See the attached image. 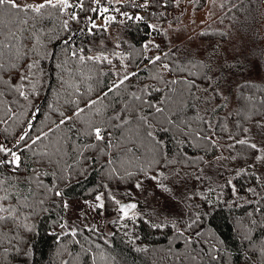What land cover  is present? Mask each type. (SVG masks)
Instances as JSON below:
<instances>
[{
  "label": "snow or ice",
  "instance_id": "1",
  "mask_svg": "<svg viewBox=\"0 0 264 264\" xmlns=\"http://www.w3.org/2000/svg\"><path fill=\"white\" fill-rule=\"evenodd\" d=\"M167 3L168 0H164L165 7ZM125 5L144 9L150 6V0H144L143 4L135 0H0V25L12 24L15 27V31L9 30L5 39H0V126H3L0 127V245L7 239L9 245L25 257L29 255V244L23 242L24 235L9 236V233H32L33 226L28 221L36 214L35 205L43 206L45 203L43 198L29 202L28 197H43L51 193L53 197H61L63 207L68 208L59 183L48 186L41 176L51 175L55 181L67 183L63 173L67 170L71 174L75 169L79 175L80 170L75 168V164L81 160L98 163L97 156L104 158L103 167L109 183L98 186L107 191H98L94 207L103 209L107 199L117 206L121 219L129 217L130 213L133 218L137 215L134 210L139 201L133 202V189L145 193V181H151L162 194H169L168 199L177 205L194 197L202 198L204 204H209L210 197L205 195L203 188L197 191V186L213 182L209 172L214 165L219 166L216 170L218 174L228 162H243L244 167L233 169L234 177L252 172L257 164L264 168V86L245 80L235 85L237 91H231L229 81L232 66L227 64L226 57L221 58L219 46L213 48L211 54L203 56L191 51L176 56V49L163 51L159 44L149 41L141 47L144 52L155 49L159 53L148 55L145 59L155 70L152 79L162 87L141 82L135 86V91H128L127 82L138 78L139 73L128 71L125 64L123 74L117 72V78L110 85L100 88L95 98L90 95L94 91L92 84H88L84 92L81 91V86L91 76L85 75L75 65L69 68L68 61L64 60L59 65L61 87L68 85L72 89V94L77 98L69 103L75 107L69 109L71 115L60 112L58 121H52L46 127H37L40 123L38 116L42 113L33 102V97L39 95L38 85L42 86V81L36 78L41 71L40 60L56 59L54 47L50 51L48 44L43 42L47 40L50 44L53 36L45 34L38 25L56 16L61 20V31L71 33L72 22L86 21L85 28L77 31L92 34L97 29L107 30L118 15L125 20L145 21L144 15H132L122 10ZM82 13L85 14L84 21L81 20ZM97 19L102 23H97ZM148 27L158 30L156 25ZM0 36H4L3 31H0ZM72 41V35L61 39L66 54L79 61L80 65H86L88 61L94 65H112L113 61L108 55L103 52L86 55L85 49L74 48ZM29 42H32L31 47H28ZM6 48L13 54L7 61L4 60ZM30 52L36 55V59L29 57ZM113 55L121 56L119 52ZM258 56L264 58V49L260 50ZM93 70L98 69H89V72ZM65 72L69 80L64 79ZM94 83L98 85L99 81ZM110 95L113 97L111 100ZM21 98L24 103L20 102ZM48 119L50 117H45V120ZM225 152L228 154L224 155ZM28 153H31V157H28ZM209 154L211 158L206 159ZM29 158L40 168L26 165L25 160ZM68 158L75 163H67ZM47 165L56 168L59 174L42 172L41 169ZM252 174L256 180H264V175ZM112 180L117 183L126 181L130 185H126L123 193L129 202L117 199L110 188ZM190 181L194 182L191 187ZM33 183L39 193L33 191ZM17 185H22L27 194L23 190L12 191ZM224 185L236 191L233 181L226 177ZM257 187L264 191V184ZM207 191L211 193L215 189L208 186ZM248 191L254 197L260 195L255 187ZM252 202L248 201L249 204ZM22 209L27 210V215L23 214ZM256 213H260V218H253ZM187 215L190 222L185 223L182 215L173 216L160 211L151 227L174 229L185 244L191 245L198 242L193 237H199L201 232L194 230L185 236V229H194L202 217L199 211L195 213V218H191V213ZM246 216L248 227L244 229L242 239L253 245L254 238L248 232L251 226L264 221V206L253 208ZM66 227L65 224L60 225L61 232L57 237L77 236L78 229L71 227L65 231ZM75 242L80 243L78 240ZM219 243L222 245L224 241L220 240ZM136 250L145 251L142 248ZM3 251L7 252L8 248ZM219 251L212 243L209 262L222 259L218 255H211V252ZM84 252L92 264H96L97 257L92 254V249L86 248ZM259 252L262 259L258 264H264V242L260 244ZM252 256H256L255 251ZM100 258L104 259L103 253ZM190 259L195 261L197 257L191 256ZM62 264L73 262L63 260ZM246 264H251V258Z\"/></svg>",
  "mask_w": 264,
  "mask_h": 264
},
{
  "label": "trees",
  "instance_id": "2",
  "mask_svg": "<svg viewBox=\"0 0 264 264\" xmlns=\"http://www.w3.org/2000/svg\"><path fill=\"white\" fill-rule=\"evenodd\" d=\"M207 1L168 0L165 7L164 0H150L148 8H150V16L152 15L155 22H159L160 19H156V14L161 13V16L170 15L181 11L183 8L186 10L192 4H194L195 8L201 10L205 5L207 6ZM135 2L143 4L144 0H135ZM237 2L238 6L235 5ZM215 3L220 16V27L222 26L225 29L218 30L217 37L226 42V44L229 41V45L241 40L249 43L251 48L254 49L260 68L263 70V77L256 81L247 79L248 70L252 65L251 59L242 55H226L220 49L213 35L205 40L211 49L208 54L212 53L213 48L219 46L221 58L226 57L227 64L232 66L231 79L229 81L231 91L237 90L235 88L237 81L238 83H243L248 80L264 86V58L258 56V53L264 47L262 42L264 38V15L261 13L264 0H216ZM123 9L133 15L134 9L137 8L125 5ZM76 11L79 10L77 9ZM87 14L94 15L91 13ZM84 15L83 13L81 14L82 21H84ZM63 18H66V16ZM85 25L86 21L82 23L72 22V32H63L60 28L61 20L56 16L47 18L38 25V27L44 29L45 34L53 36L50 44L47 40L43 42L48 44L50 51L54 47L56 52V59L42 58L40 60L39 67L41 71L37 73L36 78L42 81V86L38 85L39 95L33 97V102L40 107L42 113L38 116L40 121L37 124L38 128L51 125L52 121H58L60 112H66L71 115L69 109L75 107V105L69 103V101L77 98L72 94V89L68 85L61 87L59 65L64 60L68 61L69 68L75 65L85 75L91 76V79L81 86V91L84 92L87 85L92 84L94 89L90 93L92 98H95V94L100 88L110 85L117 78V72L123 74V65L125 64L128 66V71H137L139 73L138 78H133L130 82H127L128 91H135V86L140 85L141 82L152 84L154 87H162V85L157 84L152 79L155 70L145 59L148 55L159 53L155 49L144 52L141 47L149 41H154L152 38L154 33L160 32L162 34V29L158 25H156L157 31L148 27V25H155L150 24L149 17H145V21L140 22L126 20L123 27L120 28V33L114 35L115 40L113 37L111 38L108 30L97 29L92 34H88L86 31H77V29H84ZM9 30L15 31V27L12 24L0 25V31L4 33V36H0V39H5ZM222 33L224 35H221ZM68 35L73 36L72 46L74 48L83 47L86 55H98L103 52L104 55H108L112 59V65L107 63L94 65L91 61H88L86 65H80L79 61L72 58L70 54H66L61 43V39ZM5 43H7L6 40ZM31 43H28V47H31ZM167 43H169L168 39ZM233 48L235 49V47ZM176 50V54L180 52L179 47ZM39 51L42 56V48ZM114 52H119L121 56H114ZM12 55L7 48L4 50L5 61L9 60ZM183 55L185 54L182 53L181 56ZM29 57L36 59V55L31 52ZM89 69L98 70L89 72ZM21 70L23 71V69ZM225 74L228 75L227 72ZM64 79L69 80L67 72L64 74ZM95 81H99V84L94 83ZM76 83L79 84L80 81L77 80ZM226 94H230V92ZM120 95H123V93H120ZM112 98L110 95L109 100ZM20 102L24 103L22 98ZM105 103H108V101H105ZM50 105L52 107H49ZM80 106L83 107V103ZM224 111H227V109ZM45 117H50V119L45 120ZM77 126L79 127L80 125L78 124ZM172 146L174 145H170V147ZM192 151L195 150L193 149ZM200 154L202 153H197V155ZM227 154V152L224 153V155ZM85 155H87V152H85ZM28 157H31V153H28ZM209 158H211V154L206 157V159ZM97 159L99 160L98 163L91 161L85 163L81 160L79 164H75V168L80 170L79 175L76 174L75 169L71 174L66 170L63 175L67 183L55 181L51 175H42L41 179L48 186H51V183H59L60 190L64 192V201H82L94 198L98 191H107L98 186L109 183L106 178V169L103 167L104 158L97 156ZM67 163L74 164L75 162L68 158ZM248 163L251 164V160ZM25 164L31 166V168H40V165L30 158L25 160ZM244 166L241 161L228 162L218 174L216 170L219 166H213L209 175H212L213 181H219L216 186L217 190L215 189L214 192L209 193L207 187L211 186V184L201 185L203 189L205 185L207 186L204 193L210 197L211 203L209 204H204L202 198L194 197L191 201L177 205L168 199L169 194H162L155 189V185L151 181H145L147 189L145 193L133 189L134 201H139L137 207L139 214L135 218L130 213L129 217L121 219L117 206L106 199L103 209L96 208L101 217L100 221L98 223H89L90 226L86 225L87 215H83L79 219L72 218L68 213V208L63 207L61 197H53L51 193L43 197L29 196V202H33L37 198H43L45 201L43 206L35 205L36 214L28 221L33 226V232L27 234L9 233V236L24 235L23 242L29 244V255L27 257L21 255L15 247L9 245L6 239L0 245V264H62L63 260H71L73 264H92L90 257L84 252L86 248L92 249V254L97 257L96 264H246L249 258H251V264H258V261L262 259L259 246L264 242V221L251 226V231L248 232V235L254 238L253 245H249L248 241L242 239V236L244 235V229L248 227L246 213L252 212L255 207L264 206V199H261V197H264V191L257 187L260 184H264V180H256L252 174L254 172L255 176H262L264 175V168L257 164L252 172L240 177H234L233 169ZM41 171L57 172L59 174L58 170L51 165H47ZM225 177L233 181L236 191H232L231 186L224 185ZM126 185V181L117 183L116 180H112L110 184V188L116 194L117 199H123L125 203L129 202L128 198L123 195L126 191ZM32 187L34 192L39 193L35 183H33ZM189 187L191 186L189 185ZM252 187L257 189V192L260 193L259 196L254 197V194L248 191ZM17 190H23L27 194V190L22 185H17L16 188L12 189V191ZM154 195L158 198L157 202L153 200ZM249 200L253 202L249 204ZM257 201H259V204H257ZM187 209L192 214L191 218H195L197 211L201 213L202 218L194 229H185V236L194 230H199L201 235L193 237V240L198 242L187 245L183 238H179L176 235L174 229L163 228L158 230L151 227V224L156 222L154 217L160 211L171 213L173 216L182 215L185 223L190 222L189 217H185ZM22 212L27 215L26 209H22ZM112 217L114 218L110 219ZM253 218H260V213H256ZM64 221L72 223L73 227L78 229L77 236L60 235L57 237V234L61 232L60 225ZM106 222L112 232L106 233L104 231ZM93 228L95 229L94 231L90 230ZM65 231H68V229L65 228ZM77 240L80 242L79 244L75 242ZM220 240L224 241L222 245L219 243ZM212 243H215L217 248L220 249L219 252H211V255L222 257L219 261L209 262L208 255ZM13 244H16V242L13 241ZM4 248H8V251H3ZM137 248L145 249V251H137ZM253 251L256 252V256H252ZM101 253H103L104 259L100 258ZM191 256H196L197 259L193 261L190 259Z\"/></svg>",
  "mask_w": 264,
  "mask_h": 264
},
{
  "label": "rangeland",
  "instance_id": "3",
  "mask_svg": "<svg viewBox=\"0 0 264 264\" xmlns=\"http://www.w3.org/2000/svg\"><path fill=\"white\" fill-rule=\"evenodd\" d=\"M216 0H208L207 6L201 10H198L194 7V4L189 6L186 10L183 8L181 11H178L177 13H172L170 15H162L161 13L156 14V19L160 21L155 22L154 18H152V15L150 16V8H137L134 9L133 15L138 14L137 11L141 12V15H145V17H149L150 24H155L161 27L162 34L160 32H156L152 35V38L154 41L160 45L161 49L163 51H169V49H177L180 48V52L176 54L182 55L187 54L189 51L192 53H199L201 56L208 54L211 49L208 45V42L205 41L210 36H215V40L220 46V49L229 56H237L242 55L249 57L252 61L251 68L248 70L247 73V79H253L254 81L260 80L263 77V70L260 68V63L258 59L256 58V54L254 52V49L251 48L249 43H245L244 40H241L240 42H235L232 45H229V41L226 44V42H223L218 35V30L222 29V26L220 27V16L216 9ZM238 6V2L235 4ZM124 10V9H122ZM125 11V10H124ZM129 12V11H128ZM261 13L264 15V3L263 7H261ZM123 21V22H121ZM126 22L124 17L117 16V20L113 23H111L107 30L111 34V38L115 40L114 35L116 33H120V28L123 27V24ZM97 23H102L101 20L97 19ZM227 32H229L227 30ZM201 33H204V35H201ZM232 35V33H231ZM168 42L167 43V39ZM263 44H264V38H263ZM168 44V45H167ZM235 47V49L233 48ZM264 49V47H263ZM180 55V56H181ZM238 83V81L235 83V85ZM237 91V90H236ZM219 181H213L211 183V187L216 189V186L218 185ZM194 182L190 181L189 185L192 186ZM206 185L204 186V191L206 190ZM201 190L203 186L198 185L197 189ZM198 190V191H200ZM217 190V189H216ZM152 198V196H151ZM123 200V199H122ZM154 202L158 201V198L156 195L153 196ZM69 205L68 207V213L69 215L74 219H79L83 215H87V224L90 226L89 223H98L100 221V214L97 212L94 205L97 203L95 201V197L91 199H86L82 201H66ZM124 202V200H123ZM133 202H135L133 200ZM169 206V205H168ZM136 213L138 212L137 209L134 210ZM188 213H190V210L187 209L185 213V217H187ZM139 214V212L137 213ZM114 217L110 218L113 219ZM65 225H67V229L73 227L72 223L65 222ZM104 231L112 232L110 226L106 222V226Z\"/></svg>",
  "mask_w": 264,
  "mask_h": 264
},
{
  "label": "built area",
  "instance_id": "4",
  "mask_svg": "<svg viewBox=\"0 0 264 264\" xmlns=\"http://www.w3.org/2000/svg\"><path fill=\"white\" fill-rule=\"evenodd\" d=\"M138 14H140L141 12L137 11ZM145 16V15H144Z\"/></svg>",
  "mask_w": 264,
  "mask_h": 264
}]
</instances>
